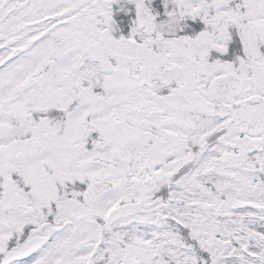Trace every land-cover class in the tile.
Listing matches in <instances>:
<instances>
[{
    "label": "snow or ice",
    "instance_id": "1",
    "mask_svg": "<svg viewBox=\"0 0 264 264\" xmlns=\"http://www.w3.org/2000/svg\"><path fill=\"white\" fill-rule=\"evenodd\" d=\"M0 264H264V0H0Z\"/></svg>",
    "mask_w": 264,
    "mask_h": 264
}]
</instances>
